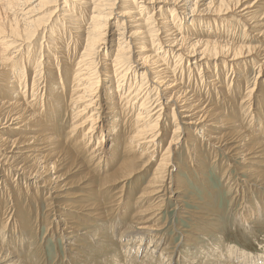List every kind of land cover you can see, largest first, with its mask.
Instances as JSON below:
<instances>
[{
  "label": "bare ground",
  "instance_id": "1",
  "mask_svg": "<svg viewBox=\"0 0 264 264\" xmlns=\"http://www.w3.org/2000/svg\"><path fill=\"white\" fill-rule=\"evenodd\" d=\"M203 1L200 4L201 0H194L193 3H191L192 0H123L121 2L127 5V7H123L117 5V0H0V123L2 120L5 123L4 126L9 125L7 131H15L13 136L4 138L3 129L0 128V165L4 167V178L14 177L15 179L20 174L22 175L20 178L28 183L26 187H23L24 192L32 187L38 188L40 184L55 193L54 198H56L60 196L61 191H70V187L77 186L89 174L84 171L81 159L87 162L86 167L90 166L89 163L92 165V161L97 160L92 169L98 167L99 163L101 164L98 180L93 182L96 189H94L95 199L92 203L82 206L76 204L77 201L73 198L85 195L79 192L68 194L69 200L57 201L58 203L50 201L54 198L47 199L50 201V204L47 205H54L53 209L63 218H60L61 222L63 221V227L62 233L59 235L67 240L65 243H70L76 248L83 247L84 244L78 243L85 239L78 234L83 230L84 234L95 238L92 240H104V236L107 235L106 222L103 226L104 231L98 230L94 233L91 230L86 231L85 219L87 220L90 216L95 218L91 220L93 223L104 222L106 219L104 217L108 216L107 212L109 213L113 209L115 212L114 206L118 205V199L122 197L123 191L127 188L128 179L141 172L157 155H159L158 164L153 169L146 185L140 190V196L144 194L146 197H151L160 195L162 191L165 192L166 180L170 179L168 176L173 173L174 152L183 145V141L186 150L196 142L197 144H194L195 151L201 150L199 145L211 146V150H213L211 153L215 154L212 163L216 161L218 152L233 160H239L241 163L240 166L236 165V170L241 167L239 173L247 172L248 182L252 180L260 182L261 179L258 177H262L263 172L258 166L264 162L261 160L264 156V137L260 130L263 123H257L254 126L255 133L259 135L254 133L255 136H251L250 133L242 129L240 124L232 125V123L224 122L230 119L218 111V108L216 109L217 104L213 105L211 102L199 98L197 86L192 82V93L186 91L183 79L178 78L180 75L174 76L175 72L169 71L163 56L177 55V59L181 57L183 62L189 64V68L184 66L178 70L181 75L184 71H188L187 75L190 80L187 83L189 85L191 80L194 81L191 74L199 78L200 82L202 80L206 82L209 79L210 81L206 82L207 89L212 91L215 86L217 92H220V96H222L221 99L225 98L229 88L222 83L221 69L225 68L227 64L233 66L238 61L244 64L247 60L243 59L251 56V66L264 72V40L262 39L264 38V15L259 19H256L255 16V11L264 5V0H209L205 4ZM50 7L51 10L43 20L38 18V13L42 8ZM64 12L67 14L65 15ZM228 12L230 13L228 14ZM143 13L148 15L143 18ZM172 14H178L182 20L187 16L193 17L197 14L205 16V21L196 22L193 20L195 18H191V24L199 23L203 27V32L196 31L193 34H188L191 31H184L180 27L181 20L178 17L175 18L178 19V26L174 27L176 24H172ZM234 14H238L235 17H240L238 20L243 22L246 27L261 29L255 33L260 45H238L235 43L236 41L228 42L221 40L222 38L218 39L220 36L207 38L208 33H215V35L219 33L216 27L221 19ZM117 22H119V27L116 25ZM111 26L118 27L115 45L108 42L111 37L109 38L107 27ZM66 28L72 35L79 34V38L71 39L75 46L83 42L81 54L78 55L77 60L74 58L69 64L66 63L67 50L63 49L70 43V41L67 43L64 36ZM47 31L51 32L49 38H46L53 47L54 56L47 52L45 61L40 57L37 60L35 57L22 63L23 50L27 48L28 52L32 39L39 36L41 32L42 38H44ZM193 36L194 38L189 39ZM109 44L111 45L108 46ZM153 48L156 49L155 52H153ZM99 52L103 53V56L101 55V59L103 58L101 65L104 69L102 74L94 61V56ZM112 52L113 57L111 56ZM212 60L213 63H211ZM40 65L43 66L42 70L47 68L43 78L38 70ZM63 65H67L65 67L67 69H71L70 67L73 66L74 73L70 76ZM179 65L176 63L174 68ZM138 75L140 81L136 80ZM103 76L118 77V88L116 91L110 89L109 93L114 92L111 96L114 100L120 99V95L117 94L120 92L119 87H126L127 85L124 84L127 80H134L133 86L127 91L126 101L123 105H120L119 100H116V104H113L112 107H104L106 114L112 113L116 109L119 111L121 126H118L119 123L115 120L108 121L106 119L105 122H102L103 117L100 110L103 108L102 92L105 89L101 88V83H105V80L101 79ZM69 79H71L70 85H68ZM39 82L43 86H41L42 92L37 95V117L36 111L32 112L31 109H28L30 106L27 108L28 104H25L24 100L27 91L29 92L28 98H31L30 95L33 96V92L39 93ZM210 82L211 87L208 84ZM47 85H49L48 90ZM48 91L49 94H46ZM152 95H154V99L151 98ZM251 95L252 89L244 92L241 97L244 100L239 104L246 102ZM55 97L59 102L64 101V107L57 108L59 102L55 103ZM226 99L233 104L232 100ZM122 100H125L124 97ZM33 101L36 102V100ZM106 102L113 103L107 99ZM55 104L57 105L54 106ZM74 106L77 107L74 108ZM156 108L158 109L155 112ZM60 109L62 110L61 118L56 120ZM234 109H236L235 106ZM168 110L171 113L164 117L163 115ZM245 113L248 114L247 117H252L251 112L247 111L242 114L245 115ZM65 120L67 123L63 127ZM49 121L54 122L55 125L47 127ZM125 123L130 125L129 129H133L132 132H129V129L126 133L123 129L119 130ZM170 124H172L171 134L165 138L164 129L170 127ZM84 125L87 127L82 135L79 138H74L76 132ZM185 126L198 128L201 137L195 138L194 142L193 134L196 131H190L191 129L185 128ZM59 127L61 129L63 127V134H56ZM182 130H188L190 136L187 135L183 139ZM127 134H130V137H127ZM102 138H107L113 146L110 149L111 157L109 158L102 148L104 143ZM95 139H101V141L98 140L96 145H93ZM198 141H200L199 145ZM164 145L166 147L162 149ZM143 156H147V158L143 159ZM49 160L50 162H48ZM142 162L144 163L141 164ZM249 162L255 165H248ZM145 163L146 165H144ZM199 166L201 168L200 164ZM230 166V164L229 167L227 165V169H230ZM59 171L63 172L60 175L52 174ZM78 175L81 177L76 181L67 180L69 177ZM192 175L194 174L192 173ZM66 176L65 183L63 180ZM178 183L181 185L182 182ZM260 184H264V181ZM160 197L158 196L157 199L159 200ZM153 202L152 199L146 209L147 212L154 213L155 210L165 206L162 200ZM176 202H178L177 199ZM109 204L113 205L108 206ZM69 209L75 210L74 213L69 212ZM159 214L161 213H157L156 216ZM7 225L6 221L0 223V264H29L28 257L27 260L13 261L7 254L4 255L1 245L6 238L4 230ZM25 228L27 227L24 225L23 229ZM147 230L151 229L137 227L135 223L129 222L127 227L120 232L119 236L126 235V238L123 243L117 241L116 253L125 254L137 241L140 243L139 248L142 247V242L146 238L143 232ZM19 238V242H24L21 241L23 237L19 235ZM161 241L160 237H152L147 242V247L142 255L140 256L139 250L136 249L126 264H166V262L170 264L171 252L167 251L165 245L160 249ZM24 243L26 244V242ZM112 244L114 245V242L111 237L105 239L107 247ZM196 257L197 254L190 259L191 264H209L205 258L204 261L194 263ZM117 258L119 259V256H114V259ZM221 264L232 263L221 262Z\"/></svg>",
  "mask_w": 264,
  "mask_h": 264
},
{
  "label": "rangeland",
  "instance_id": "2",
  "mask_svg": "<svg viewBox=\"0 0 264 264\" xmlns=\"http://www.w3.org/2000/svg\"><path fill=\"white\" fill-rule=\"evenodd\" d=\"M121 1L123 0H117V5L127 7V5L125 3L123 4ZM202 1L203 0H201L200 4L202 3ZM208 1L209 0H205L203 2L205 4ZM193 2L194 0H192L191 3ZM187 6L186 8H188ZM50 10L51 7L45 9L42 8L38 13V18H41L43 20V18ZM255 12L256 19H259L261 16H263L264 5L260 6ZM229 13L230 12H228V14ZM64 14L66 15L67 12H64ZM143 15V18H145L148 14L143 13ZM199 15L197 14L193 17L187 16V18H183V20L185 19V22H183L179 15L176 14L172 16L173 21L172 19L170 20L172 21V24H176L174 25V27L178 26L177 20H181L180 27H182L184 31H191L188 34H193L196 31L203 32V27H201L199 23H197V25L191 24V18H195L193 20H195L196 22L202 20L205 21V16ZM235 16H238V14H234L229 17L227 16L224 17V19H221L218 22V27H216L219 33H216L217 35H215V33H208L207 38H217L220 36L218 39L222 38L221 40H225L228 42L236 41L235 43L238 45H260L261 43L259 42V40H257L258 37L255 33L261 29H250V27H246L243 22L238 20V18L240 17L237 18ZM176 17H178L177 20L175 19ZM116 25L119 27V22H117ZM118 27H107L108 34H110L109 38L111 37L108 42L112 43L113 45H115ZM49 34H51V32L47 31L44 35V38H42L43 34L41 32L39 36H36L32 39L31 43L29 44L31 49L27 46L29 48L28 52L26 51L27 48L23 50L22 63L35 57L37 60L42 58L41 60L45 61L44 58H46L45 56H47V52L52 53V56H54L53 47L47 39L49 38ZM64 36L66 41H68L67 43H69L70 41L69 46H64L63 48L64 51L67 50L65 54L68 55L66 57V63L69 64L71 63V61H73L74 58L77 60L78 55L81 54L83 49V42L82 44L79 43L78 46H75L72 42L73 40L71 39L79 38V34H70L68 28H66V34ZM192 38H194V36L190 37L189 39ZM262 39L264 40V38ZM110 45L111 44H109L108 46ZM155 51L156 49L153 48V52ZM101 55L103 56V53L99 52L94 56V61L99 68L98 70L100 74H102V71H104L101 65V63H103V58L101 59ZM111 56L113 57V52L111 53ZM176 56L177 55L168 57L164 55L163 57L166 59V64L169 71H171L172 73L175 72L174 76L177 77L178 75H180L178 78L181 77L183 79L184 89L186 91L192 93V83H194V85L197 86V94L199 93L198 95H202L201 97L199 96V98H202L203 101L206 100L207 102H211L213 105L217 104L216 109L218 108V111L226 115V118L230 119L224 122H228L230 124L232 123V125L240 124L242 126V129L247 133H250L251 136H255V134L259 135L258 133H255L254 126L257 125V123H263L260 130L262 136L264 137V72L262 70H260V72L257 67L251 66V56L243 59L247 60L244 64H241V62L238 61V63H235L233 66L227 64L225 68L221 69L222 83L226 85V87L228 86L227 88H229L225 98L232 100L233 104H231L227 99L225 100V98L221 99L222 96H220V92H217L215 86H212V91L207 89L208 85L206 82L210 81L209 79H207L206 82L205 80H202L200 82L199 78L191 74V76L194 78V81L191 80L190 83H192L189 85V83H187L190 80L189 76L187 75L188 71H184L182 75L180 72H178V70L184 68V66H188L189 68V64L183 62L181 57L177 59ZM176 63H179L180 65L177 68H174ZM211 63H213V60L211 61ZM40 66L41 67L37 69L40 70L39 72H41V77L43 78L44 71L45 69L47 71V68H44L42 70L43 66ZM63 67L70 76L72 75V73H74L73 66L70 67L71 69L65 68L67 67V65H63ZM114 77H101L102 80H105V83H101V88L105 89L102 92V97L104 98V100L102 102L103 108H101L100 112L103 117L102 122H105L106 119H108V121L115 120L119 123L118 126H121L122 122L119 121V119L121 118L119 111L116 109L114 112L106 114V108L104 107H112L113 104H116V100H119V103H121L120 105H123L126 101L125 96L127 94V91L131 86H133L134 80H127L126 84H124L127 85L126 87H119L120 92L117 94L120 95V99L114 100L111 98L114 92H111V94H109L110 89L116 91V89L118 88V77ZM241 79L244 81H242ZM136 80L140 81L139 75L137 76ZM35 81L37 80L35 79ZM36 83L38 84V82ZM70 84L71 79L68 80V85ZM208 84L210 85L209 87H211V82ZM41 86H43V84L39 82V93H37L36 91V93L33 92V96L30 95L32 101L36 100L35 103L34 101H31V98H28V91L26 93V99H28L24 100L26 101L25 104H28L26 105V107L30 106V108L27 107L28 109H31L32 112L33 110L36 111L35 114L37 117V95L42 92ZM48 86L49 85H47V90ZM187 88L190 90H188ZM250 89H252L251 97H249L243 104H239V102L244 100V98H241L244 92H247V90ZM47 93L49 94V91L46 92V94ZM121 95H123L125 100H122L123 97H121ZM151 98L154 99V95H152ZM54 99L55 103L59 102L57 97H55ZM106 99L107 101L110 100L113 103L108 104L106 102ZM63 102L64 101L59 102L58 105L55 104L54 106L57 105V108L64 107ZM234 106L239 110L234 109ZM75 107L77 106H74V108ZM157 109L158 108H156L154 111L156 112ZM247 111L252 113L251 118L247 117V113H245V115L242 114L243 112ZM61 113L62 110L60 109L58 115L55 118L56 120L61 118ZM170 113L171 112L168 110L163 116L165 117L166 114ZM231 116H233L234 118ZM66 120L63 127H65L67 123ZM4 124V121L1 120L0 128L1 130L3 129L2 132H4V138H7L8 136L10 137V135L13 136L15 134V131H7L9 129V125L4 126ZM52 125H55V123L49 121L47 127ZM63 127L62 129L59 127L56 131V134H63ZM86 127L87 125H84L78 132H76L74 138H79ZM186 127L191 129L190 131H196L193 134L195 142V138H199L200 136V132L199 130H197L198 128H194L192 126H185V128ZM129 128L130 125L128 123H125V125L120 127L119 130L121 131L123 129L126 133L127 129ZM171 129L172 124H170V127L164 129L165 138L169 137V135L171 134ZM132 131L133 129H129V132ZM181 135L183 136V139L187 135L190 136L188 130H182ZM126 136L130 137V134H127ZM98 140L101 141V139H95L92 144L96 145ZM103 140L104 143L102 148L106 153V156L109 158L111 157L110 149H112L113 146L107 140V138ZM183 142V145L179 146L177 151L174 152V168H172L173 173H170V175L168 176V178L170 177V179L166 180L167 182L165 186V192L162 191L160 195H152L151 197H146L144 194L140 196V190L144 185H146L153 172V169L158 164L159 155H157L156 157L154 156V158L147 164L146 167H144L146 163L143 165L144 168L141 172H138L132 178L128 179L127 188L123 191L124 193L122 192V197L118 199V205L114 206V208H116L115 212L114 209L112 211L110 210L111 212L109 211V213L107 212L108 216L106 215L104 217L106 218L104 219V222L102 221L100 223H93L91 220L95 218L90 216L87 220L85 219L86 222L84 223L86 231L91 230L95 233L98 230H100V232L104 231V229L106 228L105 230L107 231V235L104 236L105 239L111 237L114 242V245L112 244L108 247L105 245V239L102 241L92 240L95 238L84 234V230L82 232H79L78 234H80V236L82 235V237H85V239H82L83 241L77 239L80 241L78 242L79 244H84L83 247L76 248L70 243H65L67 240L60 237L62 233L61 229L63 227V221L61 222L60 219L62 218V216L57 214L53 209L54 205H47L50 201L58 203L57 201L69 200L68 194L77 192L85 195L79 198H73L77 201L75 202L76 204L82 206L92 203L93 199H95L94 189H96V186H94L93 182H97V177L100 175L99 169L101 168V164L99 163L98 167L92 169L97 160L92 161L93 164L91 165L89 163L90 166L86 167L87 162H85L84 159H81L84 171L89 174L85 178H83L77 184V186L70 187V191H61L60 196H57L56 198H54L55 193L50 191L46 186H42L40 184L38 188L32 187V189L24 192L23 187H26L28 183L23 180V178H20L22 177V175H17L18 180L17 177L15 179L14 177L5 179V174L3 173L4 167L0 165V223L1 221H6V223L8 224L4 230L6 238L1 245L4 255L7 254L8 257L13 261L21 259L27 260L26 258L28 257V262H30L29 264H126L128 263V261H130V256L134 255L136 249L139 250L141 256L144 249L147 247V242L152 237L157 236L162 239L160 249H162L165 245L167 247V251L171 252L172 260L170 264H191L190 259L196 256V254L197 257L194 258V263H196L197 261H204L205 258V261H207V263L209 264H221V262H231L232 264H264V184H260L264 181L262 180V178L264 177V162L263 164H260V166H258L263 172L262 177H258L259 179H261L260 182H258V180H252L248 182L247 179L249 178L247 172L239 173L241 167H238L239 170H236V165L240 166L241 163L239 160H233L232 158H229V156L218 152L216 153V161L212 163V161L215 159V154L211 153L213 152V150H211V146L207 147L206 144L201 146L199 145L200 141H198V145L200 146L199 149L201 150L195 151L194 144H197V142L192 143L189 146V149L186 150ZM165 147L166 145H164L162 149H164ZM202 150L206 151L204 152ZM194 152L197 154H195ZM193 153L195 156L193 155ZM198 155L199 157H197ZM145 158H147V156H143V159ZM261 160L264 161V156ZM48 162H50V160ZM101 163L104 162L101 161ZM143 163L144 162H142L141 164ZM199 164L201 165V168ZM229 164L231 165V168L227 169V165L229 167ZM248 165L253 166L255 164H251V162H249ZM62 172L63 171H59L52 174L60 175ZM192 173L194 175H192ZM174 175L176 176L174 177ZM67 176L63 180V182L65 183L69 179L71 181H76L81 177V175H78L69 177L67 180H65ZM5 180L7 181L5 182ZM178 182H182L180 183L181 185H178ZM158 196H161L159 200H162L165 206H163V208L159 210H155L156 213L155 211L154 213L152 211L147 212L146 209H148L152 199L154 200L153 203L159 201L157 199ZM48 198H54V200L49 201L47 200ZM175 198L178 200V202H176ZM111 205L113 204H109L108 206ZM74 211L75 210L69 209V212L71 213H74ZM157 213L161 214L156 216ZM199 217H202V219H200ZM148 218H150L151 220L147 221L146 219ZM105 222L107 226L104 228L103 226H105ZM109 222L111 225L108 224ZM129 222L135 223L137 227L148 228L151 230L143 232L146 238H144V242H142V247L139 248L138 245L140 243H138V241L134 242L130 251H127L125 252V254L121 255L120 252L116 253V243L117 241H120L121 243L124 242L126 235H122L121 237L119 235L121 230H123V228H126ZM24 225L27 228L23 229ZM19 235L20 237H23L21 241L26 242V244L24 242H19ZM131 251L132 253H130ZM111 252L114 253L112 254ZM114 256H119V259H114ZM105 258L108 261H105ZM166 264H169V262H166Z\"/></svg>",
  "mask_w": 264,
  "mask_h": 264
}]
</instances>
